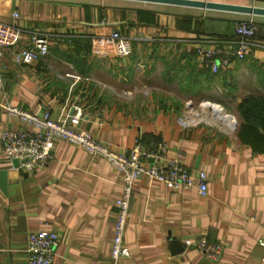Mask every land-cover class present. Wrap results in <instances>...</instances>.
I'll list each match as a JSON object with an SVG mask.
<instances>
[{"label": "crops", "instance_id": "crops-1", "mask_svg": "<svg viewBox=\"0 0 264 264\" xmlns=\"http://www.w3.org/2000/svg\"><path fill=\"white\" fill-rule=\"evenodd\" d=\"M211 1L264 7V0ZM247 19L264 43V15L136 0H0L1 22L59 35L29 64L14 59L15 46L3 49L0 133L25 128L3 105L48 111L117 152L162 141L168 157L207 177L205 196L136 179L123 236L128 254L114 262L121 173L62 139L44 167L27 170L3 154L0 141V264H25L27 235L41 229L58 235L52 264H264V131L258 146L238 135L246 123L238 104L248 96L264 102V49L205 78L186 41L233 38L236 21ZM113 30L131 37L128 57L99 40ZM209 100L232 111L233 123L202 117ZM201 235L223 245L219 259L184 248V239Z\"/></svg>", "mask_w": 264, "mask_h": 264}, {"label": "built area", "instance_id": "built-area-1", "mask_svg": "<svg viewBox=\"0 0 264 264\" xmlns=\"http://www.w3.org/2000/svg\"><path fill=\"white\" fill-rule=\"evenodd\" d=\"M11 16L17 19L18 13L13 12ZM256 32L257 25L253 20H238L234 26L233 38L210 37L186 41L193 43L197 54L201 56L202 64L211 73H217L222 67H228L233 60L245 58L251 49H264V43L255 37ZM58 36L53 32L26 29L16 23L0 21V56L3 49L15 46L14 59L29 64L44 58L48 54L50 40ZM24 39L25 44L22 43ZM100 39L108 40L118 57H128L132 53L131 37L118 30H113L106 36L99 37ZM3 109L25 124L23 129H4L0 133L3 154L12 161L16 160L19 167L27 170L44 167L54 142L62 139L83 148L92 156L102 157L121 173L120 193L114 200L116 212L110 241V256L114 262L128 254L123 236L130 211L133 183L140 176L154 179L173 189L195 187L198 195L207 194L206 174L197 171L194 177L184 165L166 155V144L162 141L149 147L135 141L127 153L117 152L88 131L75 129L65 121L53 119L48 111L37 114L10 105H3ZM220 109L222 110L221 107ZM57 244L58 235L54 230L31 231L27 235L25 264H52ZM258 244L264 247V239H259ZM183 245L184 248L197 249L210 260L219 259L223 251L221 243L209 242L202 235L184 239Z\"/></svg>", "mask_w": 264, "mask_h": 264}, {"label": "trees", "instance_id": "trees-1", "mask_svg": "<svg viewBox=\"0 0 264 264\" xmlns=\"http://www.w3.org/2000/svg\"><path fill=\"white\" fill-rule=\"evenodd\" d=\"M210 74L209 69L205 68L204 77L208 78ZM238 113L246 121L239 125V137L252 146L261 144L263 140L261 132L264 131V102L253 96L243 98L238 104Z\"/></svg>", "mask_w": 264, "mask_h": 264}, {"label": "water", "instance_id": "water-1", "mask_svg": "<svg viewBox=\"0 0 264 264\" xmlns=\"http://www.w3.org/2000/svg\"><path fill=\"white\" fill-rule=\"evenodd\" d=\"M136 1L196 7L204 10H217V11L237 12V13L239 12V13H246L249 15H264V7L218 2L211 0H136ZM13 163L17 164V161L14 160Z\"/></svg>", "mask_w": 264, "mask_h": 264}, {"label": "bare ground", "instance_id": "bare-ground-1", "mask_svg": "<svg viewBox=\"0 0 264 264\" xmlns=\"http://www.w3.org/2000/svg\"><path fill=\"white\" fill-rule=\"evenodd\" d=\"M208 105L210 108L214 110V114L217 116V118L222 120L225 124L228 125L231 124V122H233L230 116L221 112L222 110L220 109V106L218 104L210 103Z\"/></svg>", "mask_w": 264, "mask_h": 264}, {"label": "rangeland", "instance_id": "rangeland-1", "mask_svg": "<svg viewBox=\"0 0 264 264\" xmlns=\"http://www.w3.org/2000/svg\"><path fill=\"white\" fill-rule=\"evenodd\" d=\"M205 100V99H204ZM207 100V99H206ZM205 102V101H204ZM213 101H210L209 100V103L208 104H210V103H212ZM208 104H206V107H203V106H201V108L204 110V112L202 113L201 112V116L202 117H205V118H209L210 119V117H212V118H217V116L214 114V110L212 109V108H210L209 107V105ZM200 109V108H199ZM199 109H197V110H195V111H198ZM213 111V112H212ZM221 112H223L224 114H229L230 112H232V111H227V110H222ZM217 119H219V118H217ZM216 119V120H217ZM232 119V118H231ZM220 120V119H219ZM222 121V120H221ZM221 121H218L219 123L221 122ZM223 122V121H222ZM231 123H233V122H231Z\"/></svg>", "mask_w": 264, "mask_h": 264}]
</instances>
